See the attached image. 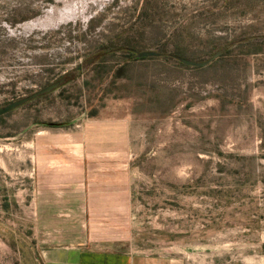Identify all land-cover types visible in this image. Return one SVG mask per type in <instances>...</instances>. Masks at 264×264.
Here are the masks:
<instances>
[{"label":"rangeland","instance_id":"obj_1","mask_svg":"<svg viewBox=\"0 0 264 264\" xmlns=\"http://www.w3.org/2000/svg\"><path fill=\"white\" fill-rule=\"evenodd\" d=\"M222 47L205 67L169 57L204 61ZM62 76L0 117V264H41L37 135L93 146L107 130L127 189L110 221L121 249L164 264H264V0H0V107Z\"/></svg>","mask_w":264,"mask_h":264},{"label":"crops","instance_id":"obj_2","mask_svg":"<svg viewBox=\"0 0 264 264\" xmlns=\"http://www.w3.org/2000/svg\"><path fill=\"white\" fill-rule=\"evenodd\" d=\"M108 131V130H107ZM94 135L90 146L70 134L40 133L33 198L34 235L41 264H164L121 249L111 229L127 202L121 162L111 160L112 132ZM62 146H80L79 151ZM116 233V232H115ZM114 234V235H113Z\"/></svg>","mask_w":264,"mask_h":264},{"label":"water","instance_id":"obj_3","mask_svg":"<svg viewBox=\"0 0 264 264\" xmlns=\"http://www.w3.org/2000/svg\"><path fill=\"white\" fill-rule=\"evenodd\" d=\"M238 42V41H237ZM226 47H222L219 50L215 51L214 53H212V55L204 60V61H195V60H190V59H186L183 57H180L178 55H174V54H170L169 57L176 60L177 62H179L180 64L184 65V66H188V67H205L209 64H211L213 61H215L216 59H218L220 56L223 55V53L225 52ZM128 52H130L133 57L135 59H146V58H150V57H161L162 54L156 51H140V50H135V49H127ZM91 59L87 60L84 62L85 66H89V64L91 63ZM81 69L80 65L77 66L76 70L79 72V70ZM65 83V78H60L57 81L50 83L49 85L33 92L30 93L24 97H21L15 101H12L8 104H6L5 106L0 107V117L4 116L10 112H12L13 110L24 106L25 104L39 98L42 97L44 95H47L53 91H55L56 89H58L59 87H61L63 84Z\"/></svg>","mask_w":264,"mask_h":264},{"label":"flooded vegetation","instance_id":"obj_4","mask_svg":"<svg viewBox=\"0 0 264 264\" xmlns=\"http://www.w3.org/2000/svg\"><path fill=\"white\" fill-rule=\"evenodd\" d=\"M90 59H91L92 62H93L95 59H97V56L91 57ZM88 60H89V59H88ZM85 61H86V60H85ZM85 61H84V62H85ZM83 65H84V64L80 65V67L82 68ZM89 65H90V64H89ZM84 66H85V65H84ZM60 78H65V82L67 81V76H62V77H60ZM60 78H58V79H60ZM58 79H57V80H58ZM57 80H55V81H57ZM55 81H54V82H55Z\"/></svg>","mask_w":264,"mask_h":264},{"label":"trees","instance_id":"obj_5","mask_svg":"<svg viewBox=\"0 0 264 264\" xmlns=\"http://www.w3.org/2000/svg\"><path fill=\"white\" fill-rule=\"evenodd\" d=\"M126 54H128V55H131V53L130 52H126ZM45 96V95H44ZM43 97V96H42ZM39 98H41V97H39ZM38 99V98H37ZM36 100V99H35ZM32 102V101H31ZM48 126H50V127H53V126H56V125H48ZM59 126V125H58ZM61 126V125H60Z\"/></svg>","mask_w":264,"mask_h":264},{"label":"bare ground","instance_id":"obj_6","mask_svg":"<svg viewBox=\"0 0 264 264\" xmlns=\"http://www.w3.org/2000/svg\"><path fill=\"white\" fill-rule=\"evenodd\" d=\"M68 146H70V145H68ZM72 147H74V146H72ZM67 148V147H66ZM72 150V149H71Z\"/></svg>","mask_w":264,"mask_h":264}]
</instances>
